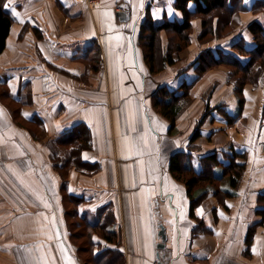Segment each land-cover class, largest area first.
Masks as SVG:
<instances>
[{"label": "crops", "instance_id": "crops-1", "mask_svg": "<svg viewBox=\"0 0 264 264\" xmlns=\"http://www.w3.org/2000/svg\"><path fill=\"white\" fill-rule=\"evenodd\" d=\"M174 1L101 0L88 7L84 0H3L13 24L0 54V264H84L64 206L77 219L120 229L124 253L127 244L133 250L143 240L155 247L161 223L164 264H264V224L256 227L245 255L248 228L262 219L257 210L264 207L258 201L264 193V76L259 85L244 87L240 118L228 124L211 111L192 148L188 141L204 103L236 112L227 69L216 67L198 79L197 56L212 47L236 55L232 45L239 36L252 46L246 27L264 25V0H243L245 11L233 16L232 34L221 40L198 41L200 21L193 20L191 45L174 65L151 75L139 48V24L148 5L155 21L180 18ZM121 6L125 22L116 16ZM161 37L165 47V33ZM93 45L99 53L92 57ZM183 83H193L192 102L169 132L151 99L160 86L176 90ZM15 105L23 126L10 113ZM78 125L87 128L90 142L81 160L96 168L67 166L61 172L53 167L48 143L55 145ZM179 151L190 152L197 170L198 159L213 152L226 162L237 155L235 161L246 165L233 197L219 202L210 195L196 208L206 229L196 236L185 187L168 171ZM221 187L230 188L226 179ZM92 239L107 246L98 235Z\"/></svg>", "mask_w": 264, "mask_h": 264}, {"label": "trees", "instance_id": "trees-1", "mask_svg": "<svg viewBox=\"0 0 264 264\" xmlns=\"http://www.w3.org/2000/svg\"><path fill=\"white\" fill-rule=\"evenodd\" d=\"M173 8L180 13V18L168 19L166 16L162 20H153L150 12V6L145 8L143 18L139 24L138 43L142 53L143 62L151 75H157L165 71L168 67L174 65L179 54L189 47L193 41L191 30L192 21H200V32L197 40L202 42L207 40H221L229 37L232 32L233 16L245 11L243 0H175ZM256 10V9H255ZM13 19L8 12L3 9V0H0V54L5 48L6 39L9 36ZM247 32L251 36L252 46H248L244 37H238L232 48L237 53L232 54L221 47H212L204 49L196 58L195 72L198 79L216 68L223 66L227 69L226 83L230 86L236 100V112L229 115L220 107L223 104L209 105V101L204 103V111L197 119L194 129L189 136V148L192 143L200 136V128L204 124L211 111L217 110L228 124H232L241 117L243 112L245 97L244 87L247 85H259L264 76V25L253 21L246 27ZM161 33H165L166 46L163 47ZM210 38V39H209ZM92 57L99 53L97 45L91 47ZM242 58L246 59L243 60ZM94 70L98 69L99 63L93 59ZM193 83H183L176 90H169L166 86H160L153 94L151 99V108L153 111L169 122V132L177 128V121L181 114L191 105V90ZM210 92V91H209ZM208 95V93H207ZM10 111L13 119L19 122L20 108L15 105ZM261 117L264 119V100L261 109ZM36 120V119H33ZM49 152L51 154V162L53 167L61 171L67 166H73L76 169H84L93 171L95 164L82 162L81 151L90 148L88 130L84 125H78L58 142H49ZM264 148V145H263ZM218 152H213L198 159L200 169L197 170L192 163L190 152L179 151L174 153L168 162V171L172 179L185 187V194L189 201L188 215L197 221L192 235L196 236L202 231H206L204 223L198 221L195 215L196 208L208 196H213L223 202L226 198L234 196V190L239 186L241 178L245 171L244 162H237V155L227 156L229 161L219 159ZM84 171V170H83ZM61 178L66 176L62 174ZM226 179L229 189L221 187V182ZM64 188V187H63ZM71 199V196H67ZM258 201L264 205V193L260 194ZM65 218L68 221L71 239L76 238V234L72 230L81 229L87 239L83 247L87 248L88 259L80 256V248L77 245L78 254L85 263L90 264H127V258L121 248L124 246L123 237L120 229H104L98 224H91L84 217L77 219L76 211L68 206H64ZM257 213L262 219L255 224L249 226L245 238V255L249 254V249L253 241L256 227L264 224V207L258 209ZM77 220L78 223L75 221ZM159 224V223H158ZM158 224L156 231L158 232ZM164 226V225H163ZM204 228V229H203ZM98 235L105 239L107 246H100L92 237ZM162 260L164 259L165 250L160 252ZM156 264V262H155Z\"/></svg>", "mask_w": 264, "mask_h": 264}, {"label": "rangeland", "instance_id": "rangeland-1", "mask_svg": "<svg viewBox=\"0 0 264 264\" xmlns=\"http://www.w3.org/2000/svg\"><path fill=\"white\" fill-rule=\"evenodd\" d=\"M237 20H239V19L237 18ZM191 34H192V30H191ZM231 34H232V32L229 34V36ZM205 41H210V40L206 39ZM205 41H202V42H205ZM210 89L206 92L205 95H207V93H209ZM206 98H207V96H205V100H206ZM68 208L71 209L70 207H68ZM75 221L78 223L77 220H75ZM72 231L75 234H76L77 231L81 232L80 234H76V238L73 239V241L77 245L82 246V248H80V256L83 259L84 258L88 259L87 248L85 246L83 247V245H85L84 243H87V239H86L83 231L81 229H79V230L74 229ZM145 235H147V234H145ZM122 241H123L122 245L125 246L126 245V240L123 239ZM156 241H158V240L156 239ZM128 242H130V241H128ZM125 250H126L127 253L134 252L132 254H135V253L138 254V255H135V257L133 258V256H131L130 254H127V253L123 252L124 255L126 256V258L128 259L127 260V264H155V262H156L154 241H149V240L139 241V243H137V247H135L133 250H131L129 244H127V246L125 247ZM83 259H81V260L84 262V264H90V263H87V262L85 263V261ZM161 261L164 264L162 258H161Z\"/></svg>", "mask_w": 264, "mask_h": 264}, {"label": "water", "instance_id": "water-1", "mask_svg": "<svg viewBox=\"0 0 264 264\" xmlns=\"http://www.w3.org/2000/svg\"><path fill=\"white\" fill-rule=\"evenodd\" d=\"M116 16L121 22L127 21V14L124 11H118L116 13ZM157 237L159 241L156 243V246H155L156 247V250H155L156 264H163L161 261L162 256L160 254V251L165 250L167 235H166L165 227L161 223L158 224Z\"/></svg>", "mask_w": 264, "mask_h": 264}, {"label": "built area", "instance_id": "built-area-1", "mask_svg": "<svg viewBox=\"0 0 264 264\" xmlns=\"http://www.w3.org/2000/svg\"><path fill=\"white\" fill-rule=\"evenodd\" d=\"M86 5L88 7H94L98 4H100L101 0H84ZM119 10H122V8H118Z\"/></svg>", "mask_w": 264, "mask_h": 264}, {"label": "snow or ice", "instance_id": "snow-or-ice-1", "mask_svg": "<svg viewBox=\"0 0 264 264\" xmlns=\"http://www.w3.org/2000/svg\"><path fill=\"white\" fill-rule=\"evenodd\" d=\"M5 8L7 9L8 8V5L5 4ZM11 11L13 12V14H15V9H11ZM117 40L121 39L120 37H116Z\"/></svg>", "mask_w": 264, "mask_h": 264}, {"label": "bare ground", "instance_id": "bare-ground-1", "mask_svg": "<svg viewBox=\"0 0 264 264\" xmlns=\"http://www.w3.org/2000/svg\"><path fill=\"white\" fill-rule=\"evenodd\" d=\"M130 223V222H129ZM132 226V225H131ZM130 227V226H129Z\"/></svg>", "mask_w": 264, "mask_h": 264}]
</instances>
